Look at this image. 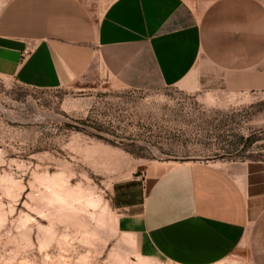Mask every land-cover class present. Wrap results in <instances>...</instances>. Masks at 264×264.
<instances>
[{
	"label": "crops",
	"instance_id": "crops-1",
	"mask_svg": "<svg viewBox=\"0 0 264 264\" xmlns=\"http://www.w3.org/2000/svg\"><path fill=\"white\" fill-rule=\"evenodd\" d=\"M263 42L264 0H0V77L40 90L198 85L202 54H253L256 71ZM112 207L127 226L109 254L128 264L264 260L263 161L153 169L117 184Z\"/></svg>",
	"mask_w": 264,
	"mask_h": 264
},
{
	"label": "rangeland",
	"instance_id": "rangeland-1",
	"mask_svg": "<svg viewBox=\"0 0 264 264\" xmlns=\"http://www.w3.org/2000/svg\"><path fill=\"white\" fill-rule=\"evenodd\" d=\"M260 48L257 72L253 54L245 62L228 53L216 64L202 54L198 85L188 78L135 90L88 77L40 90L0 77V264H105L120 237L98 229L92 240L90 214L105 206L112 225L126 228L112 207L117 184L186 163L264 162V42ZM240 66L246 77L234 71ZM52 188L101 203L77 200L61 216L48 202Z\"/></svg>",
	"mask_w": 264,
	"mask_h": 264
},
{
	"label": "bare ground",
	"instance_id": "bare-ground-1",
	"mask_svg": "<svg viewBox=\"0 0 264 264\" xmlns=\"http://www.w3.org/2000/svg\"><path fill=\"white\" fill-rule=\"evenodd\" d=\"M47 181H48V179H47ZM54 188H52V190L50 192V199H48V202L57 203L59 205V209L56 212H58L61 216H66V215L72 214L71 205H72L73 202H75L77 200H81V201L84 200L86 202V204L92 205V206H95V207L98 206L101 203L99 199L92 198V197H90L88 195L84 196V195H81L78 192L67 191V190H63V191L57 190V191H55ZM87 214H89V213H87ZM39 215H41V217L45 216V215L42 214V212ZM90 216H91L92 220L95 221L93 230L89 231L90 234H91L90 238L92 240H96L97 239V237H96L97 234L99 236L98 229L107 230L109 235L110 234L114 235L115 231H117L116 225H112V223H111V216L109 214V211H108L107 207H105V206L101 207V211L99 212V214L96 215L95 213H91ZM25 227H26L25 223H22L21 228H20L21 229V237L22 238L26 236ZM38 228L42 229V232H44V229L42 228V226L38 225ZM85 234H86V232H85ZM44 239H42V240H44ZM27 244H29V242H27ZM43 248H45V243L44 242L40 243V245H39V249L40 250L43 249ZM121 253H122V251H121ZM121 253L115 250L114 252L109 254L108 261H107L106 264H128L126 256L122 255ZM124 254H127V252H124ZM143 264H149V263L147 262V263H143Z\"/></svg>",
	"mask_w": 264,
	"mask_h": 264
}]
</instances>
